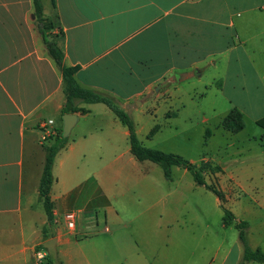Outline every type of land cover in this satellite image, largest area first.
<instances>
[{"label":"crops","instance_id":"obj_1","mask_svg":"<svg viewBox=\"0 0 264 264\" xmlns=\"http://www.w3.org/2000/svg\"><path fill=\"white\" fill-rule=\"evenodd\" d=\"M40 3L41 12L36 13L33 0H0V264H35L34 251L51 237L56 238L59 264H195L183 254L181 234L171 235L169 229H179L184 221L180 210L169 205L178 190L162 188L170 175L127 170L139 161L130 152L129 131L101 102L76 103L84 111L73 112L78 119L71 132L81 118L90 120L89 128L74 137L70 132L55 155L53 217L47 220L39 193L44 145L62 129L65 94L60 68L43 41L42 22L62 52V64L77 67V83L129 113L132 101L159 100L171 84L194 71L201 77L205 68L213 70L210 85L219 92L228 86L233 96L245 94L248 100V72L253 73L264 98V0ZM129 38L128 49H120ZM155 51L162 53L161 62H155ZM228 99L226 114L237 108L245 117L259 109L256 122L264 115V99L246 105ZM96 114L107 121L95 122ZM168 114L175 113L169 109ZM47 120L53 121V134L42 141L40 123ZM159 129L155 124L147 137ZM106 154L118 163L108 175L102 166ZM201 162L211 160L204 157ZM220 172L224 176L222 168ZM137 178L155 181L156 187L131 190ZM105 181H121L126 189L112 192ZM216 181L225 204L232 201L234 188L227 182L230 193L224 194V184ZM216 201L220 205L217 196ZM68 212L75 214L73 229L64 220ZM234 215L248 222L249 246L264 251V215L255 221ZM241 256L238 239L226 246L221 242L203 264H239Z\"/></svg>","mask_w":264,"mask_h":264},{"label":"rangeland","instance_id":"obj_2","mask_svg":"<svg viewBox=\"0 0 264 264\" xmlns=\"http://www.w3.org/2000/svg\"><path fill=\"white\" fill-rule=\"evenodd\" d=\"M130 40L132 38L121 45L120 49H128ZM154 60L161 62L162 53L155 51ZM197 73L194 71L191 77L171 84L168 94L159 100L132 101L133 107L126 114L135 125L137 138L145 146L177 154L196 165L206 157L211 160V165L220 166L224 176L221 172H206V182L215 184L220 178L225 186L224 194L230 193L226 186L230 184L237 194L233 196L232 201L224 203L225 206L240 218L258 220V215H264V127L257 124L253 118L259 117L262 111L258 109L254 113L247 112L248 115L243 116L244 129L237 133L225 131L220 125V120L226 114L228 97L235 98L238 100L235 102H241L243 105L249 101L256 104L263 102L262 94L258 93L261 87L254 74L248 72V100L245 94L242 96L237 93L233 96L228 86L225 93H221L217 90L218 86L210 85L212 69H203L201 77H198ZM113 103L117 104L116 101ZM169 109L175 114L165 115ZM113 117L115 118L114 114ZM56 118L59 121V117ZM261 118L264 119V115ZM93 119L98 123L107 121L108 118L96 114ZM89 121L81 118L71 136L74 137L82 128L87 130ZM155 124H159L160 129L148 138L147 135ZM102 158L106 175L113 173L118 166L116 160L107 154ZM127 170L164 177L161 166L150 161H138L137 165H128ZM153 182L155 184V181L137 178L132 181L130 189L137 191L146 185L156 187ZM105 184L112 192L126 189L121 181H105ZM162 188L166 191L169 188L178 190L171 196L169 205L180 210L181 220L184 221H180L179 229H169L171 235L172 232L181 234L186 247L183 254L187 260L203 264L212 256L218 243L222 242L223 246H226L238 239V231L233 224L223 227V211L216 201L215 194L197 186L189 171L180 166H172L170 180L162 181ZM172 248L178 249L177 245L171 247V251Z\"/></svg>","mask_w":264,"mask_h":264},{"label":"trees","instance_id":"obj_3","mask_svg":"<svg viewBox=\"0 0 264 264\" xmlns=\"http://www.w3.org/2000/svg\"><path fill=\"white\" fill-rule=\"evenodd\" d=\"M35 5V12H41L40 0H33ZM41 33L43 41L47 47L49 55L58 64L62 78H63V91L65 94V103L61 112H83L82 108L77 106V102L85 103H97L101 102L106 104L113 113L119 118V120L124 124L129 131L130 140V152L139 161H151L158 164L163 169L165 176L170 175V169L172 166H180L189 171L196 185L203 186L205 189L214 193L220 200V207L223 211L222 224L224 226L234 225L238 231V240L242 248V256L239 264H247L249 262H256L264 264V251L260 248L252 249L247 241V227L248 222L246 220L237 219L233 212L225 206V199L221 190L217 188L215 184L207 183L205 180V173L209 172L211 174L221 171L220 166L211 165L209 162H201L199 165L191 163L185 160L183 157L167 153L155 148L145 147L137 138L135 132V126L129 116L117 107L113 101L102 93L96 92L91 89L84 88L80 86L74 78V74L77 70L76 66H66L62 64V52L55 41L48 38L45 34L44 29L47 25L42 22ZM257 124L264 127V119L257 120ZM221 126L224 130L232 133H236L244 128L243 114L237 108H232L222 119ZM154 131V129H153ZM150 132L149 135L153 133ZM68 137L62 136V129L60 128L54 135L49 137V141L44 145L45 148V160L43 164V169L39 181V193L43 200L44 210L47 216V220L50 222L52 220V208L53 204L50 199V189L53 183L52 166L55 155L57 152L65 146ZM44 238H48L45 235ZM43 248V246H41ZM44 249V248H43ZM46 264H53L49 256H46Z\"/></svg>","mask_w":264,"mask_h":264},{"label":"water","instance_id":"obj_4","mask_svg":"<svg viewBox=\"0 0 264 264\" xmlns=\"http://www.w3.org/2000/svg\"><path fill=\"white\" fill-rule=\"evenodd\" d=\"M157 90V89H156ZM78 117L73 112H67L62 114V136L67 137L74 124L76 123ZM43 248H45L47 255L52 260L53 264H59L56 253V238L51 237L42 243Z\"/></svg>","mask_w":264,"mask_h":264},{"label":"built area","instance_id":"obj_5","mask_svg":"<svg viewBox=\"0 0 264 264\" xmlns=\"http://www.w3.org/2000/svg\"><path fill=\"white\" fill-rule=\"evenodd\" d=\"M53 121L47 120L42 121L40 123L41 129H43V135L41 137L42 141H45L48 136L53 134L51 127H52ZM64 220L68 228L73 229L75 226V214L72 212H68L64 215ZM107 230V228H106ZM46 256L47 252L43 248L36 249L34 251V262L35 264H46Z\"/></svg>","mask_w":264,"mask_h":264}]
</instances>
